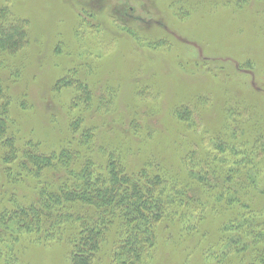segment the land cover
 I'll return each instance as SVG.
<instances>
[{"label":"rangeland","instance_id":"obj_1","mask_svg":"<svg viewBox=\"0 0 264 264\" xmlns=\"http://www.w3.org/2000/svg\"><path fill=\"white\" fill-rule=\"evenodd\" d=\"M13 17L28 23V45L0 52L10 102L5 116L0 99V118L20 148H70L74 160L17 179L20 164L6 165L0 145V219L13 233L0 264H72L67 228L24 233L8 214L76 183L88 163L93 178L106 177L112 162L148 197L147 188L163 192L165 214L176 200L177 214L160 219L153 244L143 235L135 256L128 227L111 223L93 264H238L216 244L230 213L211 214L229 209L230 181L249 167L264 189V0H0V26ZM79 83L89 88L84 102ZM156 177L164 188L151 185Z\"/></svg>","mask_w":264,"mask_h":264},{"label":"trees","instance_id":"obj_2","mask_svg":"<svg viewBox=\"0 0 264 264\" xmlns=\"http://www.w3.org/2000/svg\"><path fill=\"white\" fill-rule=\"evenodd\" d=\"M3 10L2 14H6ZM8 16V15H7ZM6 16V17H7ZM4 17L1 16V20ZM10 20H12L10 22ZM10 26H0V52H5L14 56L25 49L28 45L26 21L11 18ZM6 21V18H5ZM12 22H14L12 24ZM6 22H3V24ZM66 79L59 83L61 84ZM0 86H2L0 84ZM71 87V86H69ZM75 87V86H74ZM80 96L77 102H84L90 99L89 88L79 83L77 85ZM0 99L4 105L2 115L6 116L9 97L5 89L0 87ZM77 105H73L75 109ZM7 107L6 110H4ZM4 110V111H3ZM183 117V115H181ZM73 122V121H72ZM71 122V123H72ZM75 123L70 124L71 131L76 127ZM6 120L0 118V145L3 149L8 150L4 157V162L8 164H20L17 179L36 177L45 170H53L60 166L70 170L74 154L69 153V149L61 150L59 154L49 155L40 150L39 143H26L20 148L15 135L8 133ZM88 141V139H86ZM55 167H54V163ZM262 164V170H263ZM54 167V168H53ZM10 169V168H9ZM210 168L207 173L210 174ZM13 171V169H12ZM9 171V174H12ZM107 176L94 177V170L91 163H88L84 170L77 175L76 183H66L60 188L58 194H51L47 199L42 200L39 205H32L30 208H15V211L8 214L11 223H16L22 232H38L40 235L62 233L64 228L68 229V244L74 245V253L71 254L72 264H93L96 260V254L100 252L101 245L105 241L107 232L111 223L120 221L123 228L128 227L131 238V249L126 253L136 255L135 249L139 248L141 237L146 234V243L153 244L155 238L153 233L161 218L165 220L177 214V211L169 209L176 205V200H169L167 214L162 212L159 200H165L163 192H159L160 197L155 198L156 193L150 189H145L150 195L144 194L131 180L122 179L123 170L118 167L117 163L112 162L106 169ZM225 169L218 176L228 175ZM14 177V178H15ZM106 178V180L104 179ZM147 184H151L147 181ZM230 184L235 188L227 192V211H219L212 208L211 216L219 218L223 214L230 213V219L227 225L220 229L221 234L217 239V249L220 250L223 259L230 254L236 256L238 264H264V189H259L256 174L252 167H249L243 176H237L231 180ZM158 188H164V182L160 177H156L152 184ZM182 187L186 191H191L190 186ZM206 190L205 197L207 203H210L209 188ZM180 198L190 195H183L179 191H174ZM146 198V199H145ZM150 198V199H147ZM188 204L190 201L187 202ZM194 203L191 200V206ZM121 206V207H119ZM180 207L182 210L191 211L183 202ZM188 217V214L184 213ZM200 218L205 216L203 211ZM16 218L15 221L13 220ZM167 217V218H166ZM136 223V225H133ZM46 230V231H44ZM13 233L8 229V223L0 219V248L3 244H8L7 238ZM13 236V235H12ZM135 246V247H133Z\"/></svg>","mask_w":264,"mask_h":264}]
</instances>
